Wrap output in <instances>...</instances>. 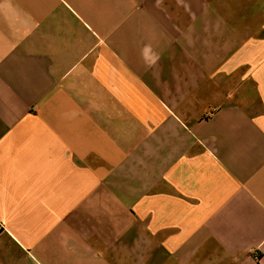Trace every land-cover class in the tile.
Instances as JSON below:
<instances>
[{
    "label": "crops",
    "instance_id": "obj_1",
    "mask_svg": "<svg viewBox=\"0 0 264 264\" xmlns=\"http://www.w3.org/2000/svg\"><path fill=\"white\" fill-rule=\"evenodd\" d=\"M0 264H264V0H0Z\"/></svg>",
    "mask_w": 264,
    "mask_h": 264
}]
</instances>
